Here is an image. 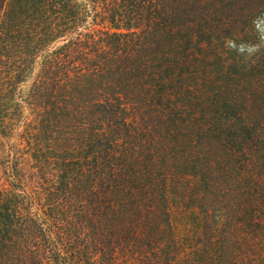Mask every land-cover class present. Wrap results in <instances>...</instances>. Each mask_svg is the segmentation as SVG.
Instances as JSON below:
<instances>
[{
  "label": "trees",
  "instance_id": "1",
  "mask_svg": "<svg viewBox=\"0 0 264 264\" xmlns=\"http://www.w3.org/2000/svg\"><path fill=\"white\" fill-rule=\"evenodd\" d=\"M17 98L0 264H264V0H0Z\"/></svg>",
  "mask_w": 264,
  "mask_h": 264
},
{
  "label": "rangeland",
  "instance_id": "2",
  "mask_svg": "<svg viewBox=\"0 0 264 264\" xmlns=\"http://www.w3.org/2000/svg\"><path fill=\"white\" fill-rule=\"evenodd\" d=\"M18 108L17 116H13L15 109ZM8 115L7 123L10 128L6 129L5 134L0 131V165L2 166L7 160H15L19 167H26V172H23L24 177H27V163L32 162V148L34 132V118L30 112L23 107V101L15 100L10 107H5ZM16 114V113H15ZM14 118V120H13ZM3 177V174L0 173Z\"/></svg>",
  "mask_w": 264,
  "mask_h": 264
}]
</instances>
